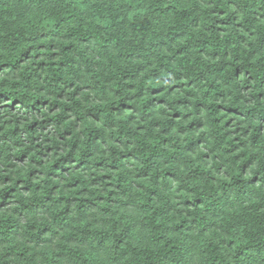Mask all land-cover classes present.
<instances>
[{
	"label": "clouds",
	"instance_id": "9594fccd",
	"mask_svg": "<svg viewBox=\"0 0 264 264\" xmlns=\"http://www.w3.org/2000/svg\"><path fill=\"white\" fill-rule=\"evenodd\" d=\"M0 94V264H264V0H0Z\"/></svg>",
	"mask_w": 264,
	"mask_h": 264
},
{
	"label": "trees",
	"instance_id": "16d2710c",
	"mask_svg": "<svg viewBox=\"0 0 264 264\" xmlns=\"http://www.w3.org/2000/svg\"><path fill=\"white\" fill-rule=\"evenodd\" d=\"M220 12H221V15H223L225 10L222 8V9H220ZM190 83L191 82H189V84ZM154 95H156L161 100V102H163L162 95H159L158 93H154ZM0 99H7V97L4 94H0ZM39 103L40 102L37 101V104H39ZM32 107H35V106H32ZM37 111H39V109H37ZM117 143H118V141H117ZM128 147H129V150H131L132 146L129 145ZM70 156H71V154H70ZM25 158H26V156H21L19 159H20L21 162H23V160ZM96 164H97V177H96V179H105L106 182L109 184V187H110L111 180H109L107 178L110 177L113 172H116L117 176L114 177V179H118L119 178V175H118L119 170H118V168H116V167H108L105 171L100 172L99 168L104 166V161L103 160L96 161ZM82 165H83V161H81V163H77L75 157H63L62 156V157H60L59 160H57L52 165V168L49 171V176H52L54 179H59L61 177V174L66 176L69 172L80 170L82 168ZM29 175L31 176V173ZM16 183L24 185L23 188L21 189V191H24V192L33 191V187L30 184H24L22 179L21 180H17ZM94 183H95V180H94ZM52 187L57 189V190H59V185H53ZM68 188L71 191H75L77 193H81L80 181L78 179H73L70 182V184L68 185ZM35 190L39 191L40 190V185H36L35 186ZM10 191L14 192V191H16V189L12 188V189H10ZM84 191L86 192L87 189H85ZM81 195H82V193H81ZM5 196H7V193H5ZM79 198H80V196L77 197V199H79ZM96 198L99 199V200H103L104 199V197H102L99 192L96 193ZM60 199L64 200L65 197L61 196ZM67 199L71 200L72 197H68Z\"/></svg>",
	"mask_w": 264,
	"mask_h": 264
}]
</instances>
